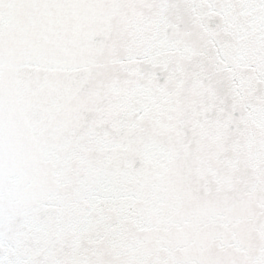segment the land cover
<instances>
[{"label":"snow or ice","instance_id":"obj_1","mask_svg":"<svg viewBox=\"0 0 264 264\" xmlns=\"http://www.w3.org/2000/svg\"><path fill=\"white\" fill-rule=\"evenodd\" d=\"M0 264H264V0H0Z\"/></svg>","mask_w":264,"mask_h":264}]
</instances>
